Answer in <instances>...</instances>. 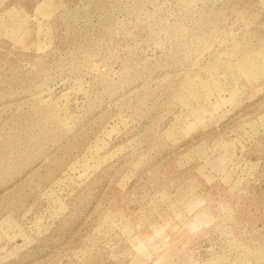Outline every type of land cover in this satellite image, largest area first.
Returning <instances> with one entry per match:
<instances>
[{"label": "rangeland", "instance_id": "1", "mask_svg": "<svg viewBox=\"0 0 264 264\" xmlns=\"http://www.w3.org/2000/svg\"><path fill=\"white\" fill-rule=\"evenodd\" d=\"M0 264H264V0H0Z\"/></svg>", "mask_w": 264, "mask_h": 264}]
</instances>
